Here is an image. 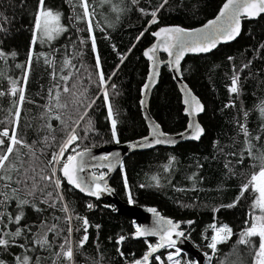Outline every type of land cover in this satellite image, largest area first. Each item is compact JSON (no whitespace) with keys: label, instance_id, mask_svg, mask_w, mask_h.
Segmentation results:
<instances>
[{"label":"trees","instance_id":"trees-1","mask_svg":"<svg viewBox=\"0 0 264 264\" xmlns=\"http://www.w3.org/2000/svg\"><path fill=\"white\" fill-rule=\"evenodd\" d=\"M86 2L92 15L88 21L76 22L73 27L68 24V18L74 14L82 15L83 10L78 6L79 0H48L49 6L62 13V23L68 24L69 30L51 45L46 43L41 46L39 41L31 45L33 60L25 84L16 78L23 75L24 62L31 42V13L34 11L36 0H23V3L21 0H0V13L9 21L3 25L8 32H0V50L5 53L12 51L17 53L15 58L11 55H8L6 60L0 58V91L5 93L0 95V127L7 126L11 130L14 110L19 103L20 114L18 120H15L17 135L29 145L16 146L23 161L20 170L23 172L31 163L36 169L37 179L40 169L44 167L51 153L58 151L59 143L66 135L64 126L54 118L56 114H60L68 123V130H71L74 120L84 115V120L77 125V134L82 138L81 148H97L115 143L111 140V122L107 118L109 106L112 107L113 118L117 120V138L120 143L146 136L148 127L142 115L140 101L141 88L149 72V62L144 58L143 51L154 42L151 32L164 25H179L183 28L201 26L215 17L224 0H168L165 7L157 13L158 22L147 26V31L139 41L136 37L145 30L151 16L142 15L137 9L144 8L151 12L162 0H138L136 5H132L131 0L123 2L111 0L110 3L104 0ZM113 4L119 7L126 4L128 7L126 11L116 13L111 10ZM71 5L77 7L73 9ZM88 22L93 29L95 53L92 52V40L86 31ZM76 28L80 29L78 33ZM81 39L85 40L84 45L79 44ZM113 46L116 51L113 50ZM129 48H132L131 52H128ZM39 53L47 56L51 61V67L45 64V56L38 57ZM118 53L127 55L121 60ZM97 56L100 58L99 70L95 68ZM229 56L233 57L232 61L227 59ZM66 57L70 60L68 67L63 65ZM162 57L165 59V56ZM248 61H251V64H248ZM16 64H21V68H16ZM117 64L120 65L118 69ZM242 64H247V68H241ZM233 65L235 71L239 73V96L228 92L230 78L234 72ZM98 71L103 72L106 78L111 76L104 85L109 97L107 104L98 86ZM69 73L71 75L68 81L61 79ZM182 74L184 81L204 104V113L199 117L204 127V135L198 142H186L174 148H156L133 153L124 162L123 174L121 171L117 172L110 185L121 200L128 202V195L124 189V178H127L128 192L135 201L133 204L156 207L162 215L180 221L186 237L203 253L209 250L206 247L207 240L201 237V233L210 238L212 229L208 225L213 223L214 218L217 226L220 222L228 224L234 235L227 243L217 245L218 253L213 264H217L218 260L231 264L236 259L233 245L240 229L244 227L243 221L247 218L251 203L248 190L233 207L221 206L230 204L236 198L239 186L245 182L252 169L245 158L243 174L237 167L236 176H225V157L217 152V158L212 159L213 141H218L225 152H238L243 147V135H236V119L246 123L252 136L256 135L260 124L264 122L260 120L258 110L254 107L264 99V14L257 20H244L242 33L233 43L221 45L208 54L187 56L182 64ZM7 76L12 77L18 86L25 88L23 103L19 102L18 95L8 94L12 85L6 79ZM54 85L59 86V103L64 107H54L55 99L49 102V89H52L53 97L57 92ZM112 85H115V88ZM65 86L69 89L67 93L63 91ZM230 100L235 106L225 108L224 105ZM90 103L92 107L84 114L83 107ZM45 104L52 108L51 113L43 107ZM242 108L244 111L251 109L247 120L243 117ZM150 113L168 134L179 133L187 126L188 119L183 115L181 95L167 67L162 68L159 83L153 91ZM49 116L53 118L49 119ZM89 120L91 128L84 138V130L88 127ZM48 124L52 125L51 129L47 127ZM233 137L237 142L233 148H229ZM33 141L36 143L33 144ZM252 143L256 145L253 149L256 155L260 154L256 151L257 148L264 151V136L259 143L255 140ZM169 156L175 157L170 164ZM12 158L15 159V156ZM198 161L202 164L199 169L196 167ZM165 165H168V171L164 170ZM194 172L196 176L189 180L188 176ZM29 175L32 173L29 172ZM154 176L158 178V184L153 180ZM200 177L203 179H199ZM46 191L53 192L55 198L57 193L54 185H49ZM60 193L64 195L70 213H73L72 226L75 228L78 223L74 215L76 213L87 217L90 225L88 240L80 251L74 254V264H124L125 258L131 259L132 256L139 258L146 251L147 245L143 240L129 238L130 233L135 231L132 218L117 214L116 209H108L105 207L107 203L103 200L85 197L68 186L65 181H62ZM39 195L38 192L37 196ZM37 203L39 207L45 209L43 217L48 218V223L54 222L53 216L60 217L59 227L67 228L63 221L64 213L59 210L61 206L59 202L55 209L48 208L39 201ZM87 203H92L95 207L88 209ZM10 207H14V202ZM213 208L217 209L215 213L212 211ZM26 214L31 221L37 219V214L30 208H26ZM188 220L193 223L191 225L183 223ZM95 224L101 227L96 229ZM83 234L82 228L79 234L73 232L74 248L75 242ZM51 235L52 233H49L50 237ZM117 235L126 236L119 245L124 257H120L116 252ZM109 237H112L111 241ZM60 239L57 237V245ZM243 247L239 246L240 249ZM22 251L12 247L9 249L11 255L0 253V258L10 260L12 256ZM167 251L168 249H164L159 254L161 260L165 259ZM41 255L50 256V253L42 252ZM187 257L193 259L189 255ZM60 264H63V261Z\"/></svg>","mask_w":264,"mask_h":264},{"label":"snow or ice","instance_id":"snow-or-ice-1","mask_svg":"<svg viewBox=\"0 0 264 264\" xmlns=\"http://www.w3.org/2000/svg\"><path fill=\"white\" fill-rule=\"evenodd\" d=\"M104 2L110 3L111 0H104ZM167 2L168 0H162L151 12H148L144 8L137 9L142 15L151 16V19L147 21L145 30L137 35V41L145 34L147 26L158 22L157 13L165 7ZM21 3H23V0H21ZM137 3L138 0H131L132 5H136ZM78 6L83 10L82 15L74 14L68 18V24H71L73 27H75L76 22L88 21V18L92 15L88 11L86 0H79ZM71 7L75 9L77 5H71ZM127 7L126 4L124 7L113 4L111 10L120 13L126 11ZM261 14H264V0H224L214 19L207 20L200 28L164 25L157 28L156 31H152L151 36L155 38V42L143 51V55L147 57L149 62V72L147 80L141 88V93H145L151 85L156 83L157 70L161 63L157 57L159 50L168 54V66L179 70L181 58L186 52L207 53L210 49L215 48L220 41H232L241 31L242 18H255ZM31 16V42L27 50L26 61L24 62V71L22 77L16 78L17 80H22L25 84L27 83L29 69L32 66L33 60L31 45L36 44L37 41H39L41 46L46 43L51 45L54 40L69 30L68 24L62 23V13L58 9L49 6L48 0H36ZM117 19H119V15H117ZM8 23V18L0 13V32H8V29L3 27V25ZM92 30V25L88 22L86 31L88 32L89 39L92 40V52L95 53L96 43L92 37ZM76 31L78 33L80 29L76 28ZM84 43L85 40H79L80 45H84ZM113 50L116 51L115 46H113ZM131 51L132 48H129L128 52ZM8 55L15 58L17 53L15 51L5 53L3 50H0V58L6 60ZM118 55L123 60V57L127 53H118ZM39 56H45V54L39 53ZM227 59L232 61L233 57L229 56ZM44 62L49 67L52 66L47 56H45ZM69 63L70 60L66 57L63 60L64 67H68ZM248 64H251V61H248ZM247 66V64H242L241 68H247ZM15 67L21 68V64H16ZM119 67L120 65L117 64L116 68L118 69ZM95 68L97 70L100 69L99 56L96 57ZM233 68L234 72L230 78L231 83L228 85V92L239 96V73L235 71V65H233ZM113 71L115 72V69ZM249 74L251 75V72ZM70 75L71 73L64 75L61 79L68 81ZM6 79L12 85L8 94L18 95L19 102L23 103L25 100V88L18 86L10 76H7ZM89 79L91 81V77ZM110 79L111 76L106 78L103 72L98 71V86L100 92L103 93L105 104L108 103L109 97L104 85ZM54 87L57 88V92L55 97H53L52 89H49V102L55 99L56 104L54 107H64V105L59 103V86L54 85ZM112 87L115 88V85H112ZM63 91L67 93L69 91L68 87L65 86ZM4 94V92L0 91V95ZM182 103L184 105L183 112L187 114L189 119L186 128L183 132L179 133V136H187L190 139L199 140L204 133V128L196 121L195 117L204 111V106L186 85L183 88ZM141 104H144L143 96L141 97ZM234 106L231 100L224 105L225 108ZM43 107L47 112H52V108L48 104H45ZM91 107V103L83 107L84 114H87L88 108ZM254 107L258 110L260 120L264 121V99H261ZM14 111L15 116L11 130L7 126L0 127V253L11 255L9 249L12 247H17L23 251L16 253L10 260L0 258V264H49V262L50 264H60L61 261H63V264H74V254L78 253L88 240V228L90 225L87 217L76 213L74 215L78 223L75 228L72 226L73 213H70L68 204L65 202V197L60 193L62 181H66L68 185L91 197L99 198L103 193H112L114 189L108 186L105 180L106 173L101 171L97 175L95 169L106 168L108 172H111L119 164L120 171L123 174L124 165L120 162V153L105 152L96 156L92 154L90 147L81 148L80 141L82 138L77 134V125H80L81 121L84 120V115L82 114L79 119L74 120L71 130H68V123L61 118L60 114H56L54 118L64 126L66 135L59 143L58 151H53L50 158L44 163V167L40 169V175L37 179L35 175L36 169L31 163L28 168L23 169V172L20 170L23 167V161L20 159V153L16 146L29 147V145L17 135L15 120H18L20 114L19 103L16 104ZM241 111L244 119L247 120L251 109L244 111L242 108ZM48 118L52 119L53 117L49 116ZM107 118L111 122V140L118 144L120 141L117 138V120L113 118L111 106L108 107ZM145 118L149 119L148 117ZM47 127L51 129L52 125L48 124ZM90 128L91 121L89 120L88 127L84 130V138L87 137ZM240 134L243 135V147L238 152H225L224 147L220 146L218 141H213L214 153L212 159L215 160L217 158V152L225 157V176H236L237 167H239L241 174H243L245 158L248 159V166L252 169L245 182L239 186L236 198L230 204L221 206L233 207L244 196L245 191L248 190L251 203L249 204V211L246 214L247 218L243 221L244 227L240 229L236 243L233 245L236 259L231 264H264V151L257 148L256 151L260 154L256 155L253 151L256 145L252 143L253 140L259 143L261 137L264 136V122L260 124V129L256 135L252 136L246 127V123L240 122L237 118L236 135L239 136ZM236 142V138L233 137L232 144L228 147L233 148ZM35 143L33 141V144ZM176 143L177 140L173 136L161 131V126L158 123L153 124L149 119V135L142 137L139 143L129 142L128 147L142 148L158 144L174 145ZM70 145L72 146L71 148ZM13 155L15 159L12 158ZM228 157H231V159H228ZM174 159L175 157L169 156V164ZM204 159L206 160L207 157ZM256 161L259 163H255ZM196 167L199 169L202 167V164L198 161ZM45 169L47 172H45ZM164 170L168 171V165L164 166ZM29 172L32 175H29ZM195 176L196 173L194 172L188 176V179L193 180ZM199 179L202 180L203 177ZM153 180L157 184L159 183L157 177L154 176ZM49 185H54V190L57 193L55 198H53V192L46 191ZM124 189L128 195V203L133 204L135 201L128 192L127 178H124ZM38 192L40 193L39 196H37ZM37 201L53 209L56 208L59 202L61 205L59 210L64 213L63 221L67 225V228L59 227L60 217L53 216L52 220L54 222L48 223V218L43 217L45 209L39 207ZM13 202L14 207H10L13 205ZM94 207L92 203L86 204V208L88 209ZM105 207H113V210H115L112 205H105ZM26 208H30L37 214L35 221L28 219ZM147 211L153 214L152 223L136 224L133 221L135 231L130 233L129 236V238H145L144 243L147 245V249L139 258L134 256L131 259L125 258L124 264H150V258L152 264H198L196 259L188 258L187 253L182 254V248L178 246V242L182 244L184 240L188 239L179 227L181 222L161 216L154 207H149ZM212 211L215 213L217 209L213 208ZM183 223L191 225L193 221L188 220ZM94 227L99 229L101 225L95 224ZM208 227L212 229L210 238L205 237L203 233H201V237L207 240L206 247L211 250V252L203 253L208 264H211L212 257L218 253L217 245L227 243L234 233L233 229L226 223L220 222L217 226L215 218L213 223L208 225ZM81 228L84 234L75 242L74 248L72 234L73 232L79 234ZM49 233H52L51 237ZM57 237L61 238L58 245ZM148 237H156V242L149 243ZM108 239L111 241L112 237ZM125 239V235H117L115 239V244L117 245L116 252L120 257H124V253L120 250L119 245ZM240 245L244 246L243 249L239 248ZM97 247L99 246L97 245ZM161 248L168 249L164 260H161L160 255L153 256ZM42 252L50 253V256L41 255ZM129 255L131 256L132 254ZM217 264H225V261L218 260Z\"/></svg>","mask_w":264,"mask_h":264},{"label":"water","instance_id":"water-1","mask_svg":"<svg viewBox=\"0 0 264 264\" xmlns=\"http://www.w3.org/2000/svg\"><path fill=\"white\" fill-rule=\"evenodd\" d=\"M261 15H263V14H261ZM260 16H257L255 18H246V17L245 18H242L241 19V31L238 34V36L236 38H234L232 41H220V42L217 43V45H216L215 48L210 49V51L207 52V53H192V52H186L184 54V56L181 58L179 70H177L175 67H169L168 66V63L167 62L169 60V56H168L167 53L163 52L162 50H159L157 52V57L161 61V63L158 66V70H157L158 71V74L156 76V83L153 84V85H151L150 88L145 93H141V97L143 96L144 104L142 105L141 104V101H140V106H141L143 118H144V120L146 122V125L148 127V134L146 136L149 135V119L151 120V122L153 124L158 123L153 118V116L150 113V101H151V98H152L153 91H154L155 87L159 83V79H160V76H161L162 68L163 67H167L168 68L169 72L171 73V75H172V77H173V79H174V81H175V83H176V85L178 87L179 93H180L181 98H182V101H183V88H184V86L186 85L187 88L191 90V88L189 87V85L184 81L183 74H182V64H183L184 60L186 59V57L187 56H191V55L198 56V55L208 54V53H211V52L215 51L221 45L233 43L234 41H236L240 37V35L242 33L243 21L244 20H248V21L257 20ZM201 26H198L196 28H200ZM154 42H155V38H154ZM162 56H165V59H163ZM144 58L147 60V57L144 56ZM191 92L194 94V92L192 90H191ZM201 104L204 106V104L202 103V101H201ZM182 105H183V103H182ZM183 108H184V105H183ZM204 110H205V107H204ZM203 113H204V111L202 113L198 114L195 117V119H196L197 122L200 123L199 117ZM183 115L185 117H187V119H189V117L187 116V114H185L184 112H183ZM145 117H148L149 119H146ZM161 131H163L162 127H161ZM183 131H181V132H183ZM181 132H179V133H181ZM179 133L169 134V135L173 136V138H175L177 140V143L174 144V145L158 144V145H152L151 147H142V148H129L128 147V143L129 142H137V143L141 142V138H139V139H136V140H133V141L125 142V143H118V144L117 143H113V144L106 145V146H101V147H97V148H91V151H92V154L93 155H96V156H99V155H101V154H103L105 152H119L120 153V157H119L120 162L124 164L126 158L129 157L130 155H132L135 152L149 151V150H153V149H156V148H174V147H176V146H178L180 144H183V143H186V142H198L201 139L200 138L199 140H193V139L188 138L187 136L180 137L179 136ZM203 135H204V133L202 134V136ZM101 171H103V172L106 173L105 180L107 181L108 186L110 188L114 189L110 185V182L113 179V177L117 174V172L120 171L119 164H117L113 168V170L111 172H108V170L106 168H97V169H95V172H96L97 175ZM68 186H70L73 189H75L71 185H68ZM75 190L78 191L79 193H81L78 189H75ZM81 194L84 195L87 198H90V199H97V200H103V201H105L107 203V205L114 206V209H116V213L117 214L129 216L130 218L133 219V221L136 222V224H151L152 223L153 214L147 211V209L149 208L148 206L146 207V206H139V205H136V204H129L128 202H125V201L121 200L118 197V195L116 194L115 189H114V191L112 193H103L99 198L91 197V196L87 195L86 193H81ZM107 208L108 209H113V207H107ZM154 208H156V207H154ZM157 211H158V209H157ZM159 213H160L161 216H164V215H162L161 212H159ZM164 217H166V216H164ZM179 227L185 233V231L181 228V224H180ZM185 236H186V234H185ZM134 239L135 240H143L144 241L145 238L137 237V238H134ZM147 239H148V241L154 240L156 242V239L157 238L156 237H148ZM178 246H180L182 248V252L187 253V255L191 256L193 259H196L198 261V264H204L205 257L203 255V252L201 250H199L198 248H196L189 239L184 240V242L182 244H180L178 242ZM164 249H166V248L158 249L157 250V253L153 254V256L159 255ZM151 262H152V260L150 258V264H151Z\"/></svg>","mask_w":264,"mask_h":264},{"label":"built area","instance_id":"built-area-1","mask_svg":"<svg viewBox=\"0 0 264 264\" xmlns=\"http://www.w3.org/2000/svg\"><path fill=\"white\" fill-rule=\"evenodd\" d=\"M208 252H211V250L209 249V251ZM184 252H182V254H183ZM214 258H215V255L212 257V261H211V264H213V261H214ZM204 264H208V261L205 259V262H204Z\"/></svg>","mask_w":264,"mask_h":264},{"label":"bare ground","instance_id":"bare-ground-1","mask_svg":"<svg viewBox=\"0 0 264 264\" xmlns=\"http://www.w3.org/2000/svg\"><path fill=\"white\" fill-rule=\"evenodd\" d=\"M124 165V164H123Z\"/></svg>","mask_w":264,"mask_h":264},{"label":"rangeland","instance_id":"rangeland-1","mask_svg":"<svg viewBox=\"0 0 264 264\" xmlns=\"http://www.w3.org/2000/svg\"><path fill=\"white\" fill-rule=\"evenodd\" d=\"M209 250V249H208Z\"/></svg>","mask_w":264,"mask_h":264}]
</instances>
